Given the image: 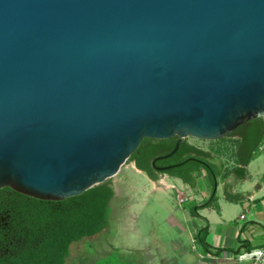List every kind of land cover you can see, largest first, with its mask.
<instances>
[{
  "label": "water",
  "instance_id": "1",
  "mask_svg": "<svg viewBox=\"0 0 264 264\" xmlns=\"http://www.w3.org/2000/svg\"><path fill=\"white\" fill-rule=\"evenodd\" d=\"M263 116L264 0H0V190L61 201Z\"/></svg>",
  "mask_w": 264,
  "mask_h": 264
},
{
  "label": "trees",
  "instance_id": "2",
  "mask_svg": "<svg viewBox=\"0 0 264 264\" xmlns=\"http://www.w3.org/2000/svg\"><path fill=\"white\" fill-rule=\"evenodd\" d=\"M263 130L264 121L256 118L225 136L240 134L239 145L234 142L231 149L234 153L237 149L241 150L239 161L242 165L250 160V154L246 155V151L252 153L262 142L255 145ZM176 141L177 137L165 140L143 139L126 163H133L138 171L152 181H157L159 175H166L177 178L184 184L194 185L200 173L204 172L209 178L211 193L201 205L190 206V216L194 217L199 209L212 207L215 203L216 180L210 159L212 154L218 155L221 150H204L184 139L174 154L154 163L155 166L169 169L160 173L154 172L153 161L170 154ZM113 199L114 190L110 179L61 201H44L17 193L10 188L1 189L0 264H65L73 243L98 235L107 228ZM207 230V225L196 227L193 236L202 253H211L206 240ZM245 249L251 250L249 246ZM220 252L219 250L213 255ZM237 253L232 252V255Z\"/></svg>",
  "mask_w": 264,
  "mask_h": 264
},
{
  "label": "rangeland",
  "instance_id": "3",
  "mask_svg": "<svg viewBox=\"0 0 264 264\" xmlns=\"http://www.w3.org/2000/svg\"><path fill=\"white\" fill-rule=\"evenodd\" d=\"M225 138L186 140L204 150L220 148L219 154H230L234 142L225 144ZM254 155L262 154L255 150ZM110 181L115 196L107 228L73 243L65 264H190V258L202 252L192 237L194 222L189 213L190 206L200 205L199 200L179 193L180 181L159 175L158 181L150 182L133 163H125Z\"/></svg>",
  "mask_w": 264,
  "mask_h": 264
},
{
  "label": "crops",
  "instance_id": "4",
  "mask_svg": "<svg viewBox=\"0 0 264 264\" xmlns=\"http://www.w3.org/2000/svg\"><path fill=\"white\" fill-rule=\"evenodd\" d=\"M263 139L264 130L255 145ZM231 141L238 146L241 141L240 134L225 138V144L229 145ZM245 154H250L246 165L239 161L240 149L230 154H212L210 164L215 173L216 200L212 207L200 209L196 216L191 217L194 222L192 237L196 227L207 225L206 240L211 253L199 252L197 258H190V264H239L245 261L238 260L236 256L246 250V246L251 250L264 248V155H254V151H246ZM229 160L231 164H228ZM147 179L156 182L148 177ZM172 179L180 181L177 178ZM180 183L178 192L182 191L188 199H198L200 205L210 196L211 184L204 172L200 173L194 185ZM219 250V254L213 255ZM232 252L238 253L232 255Z\"/></svg>",
  "mask_w": 264,
  "mask_h": 264
},
{
  "label": "built area",
  "instance_id": "5",
  "mask_svg": "<svg viewBox=\"0 0 264 264\" xmlns=\"http://www.w3.org/2000/svg\"><path fill=\"white\" fill-rule=\"evenodd\" d=\"M262 120L264 121V116L262 117ZM256 152L264 155V139L258 145ZM182 201L183 200H181V202ZM236 258L240 261H249L252 264H264V248H256V249H252L249 251L244 250V251L240 252L236 256Z\"/></svg>",
  "mask_w": 264,
  "mask_h": 264
},
{
  "label": "flooded vegetation",
  "instance_id": "6",
  "mask_svg": "<svg viewBox=\"0 0 264 264\" xmlns=\"http://www.w3.org/2000/svg\"><path fill=\"white\" fill-rule=\"evenodd\" d=\"M159 160H156L155 162H158ZM154 162V161H153ZM154 162V163H155ZM153 168H154V172H156V173H160V172H162V171H159L158 169L159 168H164L163 166H160V165H157V166H155V165H153Z\"/></svg>",
  "mask_w": 264,
  "mask_h": 264
}]
</instances>
